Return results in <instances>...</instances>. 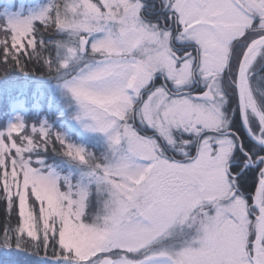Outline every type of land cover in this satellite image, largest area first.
<instances>
[{"label": "snow or ice", "instance_id": "6c2138e0", "mask_svg": "<svg viewBox=\"0 0 264 264\" xmlns=\"http://www.w3.org/2000/svg\"><path fill=\"white\" fill-rule=\"evenodd\" d=\"M85 54L92 62L71 74ZM262 54L264 0H50L0 25V88L26 89L10 73L30 62L64 75L76 119L109 147L98 159L50 126L0 130V198L17 217L0 231V264L41 249L54 264H264V149H250L224 107L230 91L264 145L250 82ZM53 141L87 167L86 183H62L31 155ZM93 184L102 200L90 215Z\"/></svg>", "mask_w": 264, "mask_h": 264}, {"label": "trees", "instance_id": "16d2710c", "mask_svg": "<svg viewBox=\"0 0 264 264\" xmlns=\"http://www.w3.org/2000/svg\"><path fill=\"white\" fill-rule=\"evenodd\" d=\"M50 0H0V13L8 6L17 10L19 7L23 9L24 5L29 3L40 4L45 6ZM5 22L0 25H4ZM58 36L57 32L48 33L45 35V39L49 41H56ZM55 44L51 45L48 49L52 56H55ZM29 67L34 69L28 73L21 72L18 69H13L10 75L16 79L20 84L26 85V89L22 88L19 91L13 92L11 95L0 88V130L6 129L9 121L16 115H20L27 125H46L50 126V129L55 133H61L69 142L77 141L80 145L85 146L86 142L81 139L76 132L69 126L65 112L60 106H53V100L48 96L47 92L41 88L38 82H52L57 79V75H49L43 71L42 67L30 62ZM84 144V145H83ZM97 149V148H96ZM99 152V151H97ZM31 155L34 158H38L39 163L42 161L45 167L48 165H56L57 171L62 174L65 170L63 167H58L57 163L60 156L66 157L63 147L53 141L45 150L44 148L37 149L32 152ZM97 155V154H95ZM99 159V158H98ZM246 187L251 188V181L248 182ZM8 222L9 227L17 222L15 210L11 217L7 216L5 201L0 198V231L3 230L5 222ZM25 248H33L30 242H25ZM51 254V253H50Z\"/></svg>", "mask_w": 264, "mask_h": 264}, {"label": "rangeland", "instance_id": "374dc122", "mask_svg": "<svg viewBox=\"0 0 264 264\" xmlns=\"http://www.w3.org/2000/svg\"><path fill=\"white\" fill-rule=\"evenodd\" d=\"M42 7L43 6L36 3L34 4L29 3L27 5H24L23 9L19 7L17 10H14L10 8V6H8L4 8L0 13V22L6 23L9 19L15 18L16 16H26L30 12L31 13L38 12ZM71 39L74 38L69 37L65 33H58V36L56 37V40H61V41H69ZM64 52L65 49L55 47L54 55L55 56L63 55ZM91 62H92L91 56L85 54L79 60H73L70 63L69 72L71 74H75V72H77L81 66ZM64 78H65L64 75H60L57 77V79L53 80L52 82L41 81L36 84H38L41 88H43L47 92L48 96L53 100V106L54 105L60 106L63 109V111L66 114L69 126L76 132V134L81 139L85 140L86 144L83 147H85L88 151L92 152L94 155L97 154L95 155L97 158L103 159V157L109 153L107 136L104 133L89 131L84 127L81 121H78L76 119V115L79 112V106L75 102V100L71 97V95L68 94L61 87ZM17 121H23L22 117L18 114H16L9 121L7 127L10 126L11 123ZM70 142L75 145L81 144L73 140ZM58 160L59 161L55 164H58V167L61 166L65 168L62 174H59L60 172L57 171L56 165L55 166L48 165V167H45L43 161L40 163V165L46 170H51L55 172L57 176L60 177L62 183L64 180H67L72 184L86 183L88 181L89 179V177L87 176L88 169L85 165L81 164L78 161L72 160L68 156L66 157L60 156ZM101 200H102V194L97 192L96 186L94 184L91 185V195L89 196V203H88V211L90 215H95L97 211L100 209ZM26 249H32V248H26ZM50 253L51 250H49V256L45 257L43 255V249H41L39 255L35 254L34 252H30L28 257L29 264H54V262L51 260Z\"/></svg>", "mask_w": 264, "mask_h": 264}, {"label": "flooded vegetation", "instance_id": "af4514ba", "mask_svg": "<svg viewBox=\"0 0 264 264\" xmlns=\"http://www.w3.org/2000/svg\"><path fill=\"white\" fill-rule=\"evenodd\" d=\"M254 35V34H253ZM243 46H246L243 42V40L234 42L233 44V52L234 56L239 51V49ZM251 76H250V82L254 91V94L257 98V101L261 107H264V54L257 57L256 61L254 62L252 68L250 69ZM226 85L230 84V81L225 82ZM192 87L196 90H199L203 88L202 84H193ZM225 111L231 114V120H232V127L239 130L242 134V137L245 139V142L249 145L250 149L252 151H259L264 149V147H261L254 143L247 131H245L242 123V119L239 115V108L237 102L233 99L231 92L228 93V102L225 104ZM249 123L250 126L253 128H257L258 120L255 117L254 114L249 113Z\"/></svg>", "mask_w": 264, "mask_h": 264}, {"label": "water", "instance_id": "95a60500", "mask_svg": "<svg viewBox=\"0 0 264 264\" xmlns=\"http://www.w3.org/2000/svg\"><path fill=\"white\" fill-rule=\"evenodd\" d=\"M242 123H243V120H242ZM243 127H244V123H243ZM244 129H245V127H244ZM245 131H247V130L245 129ZM247 133H248V132H247ZM248 135H249V134H248ZM249 137H250V139H251L254 143H256L257 145H259V146H261V147H264V145L259 144L256 140H254V139L252 138L251 135H249Z\"/></svg>", "mask_w": 264, "mask_h": 264}]
</instances>
